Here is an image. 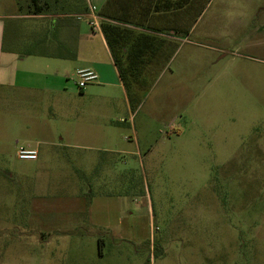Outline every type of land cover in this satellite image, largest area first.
<instances>
[{"label":"rangeland","instance_id":"374dc122","mask_svg":"<svg viewBox=\"0 0 264 264\" xmlns=\"http://www.w3.org/2000/svg\"><path fill=\"white\" fill-rule=\"evenodd\" d=\"M185 22L172 54L89 95L74 73L39 98L9 89L0 264H264V0H206Z\"/></svg>","mask_w":264,"mask_h":264},{"label":"crops","instance_id":"0c3cea01","mask_svg":"<svg viewBox=\"0 0 264 264\" xmlns=\"http://www.w3.org/2000/svg\"><path fill=\"white\" fill-rule=\"evenodd\" d=\"M84 4L82 13L72 15L56 10V0L51 13L30 0H9V13L0 15V107L9 108V89L32 91L39 98L46 89L61 90L63 79L79 70L90 69L104 80L108 75L118 79L125 69L151 68L172 54L174 39L188 30L186 17L200 12L206 0H84ZM127 33L135 35L128 38ZM89 85L93 87L80 92L89 95L99 86L98 81ZM4 119L9 124L8 111L0 115V124ZM26 147L36 150L38 159L37 148Z\"/></svg>","mask_w":264,"mask_h":264},{"label":"built area","instance_id":"2783aa9c","mask_svg":"<svg viewBox=\"0 0 264 264\" xmlns=\"http://www.w3.org/2000/svg\"><path fill=\"white\" fill-rule=\"evenodd\" d=\"M76 86L79 90H83L88 84L97 80L95 72L90 69L79 70L76 73ZM17 157L20 160L32 161L37 159V152L29 147H20L17 150Z\"/></svg>","mask_w":264,"mask_h":264},{"label":"trees","instance_id":"16d2710c","mask_svg":"<svg viewBox=\"0 0 264 264\" xmlns=\"http://www.w3.org/2000/svg\"><path fill=\"white\" fill-rule=\"evenodd\" d=\"M38 1H39V0H30V2L32 3V5H33L34 7H38V4H39ZM40 9H43L42 6L40 7Z\"/></svg>","mask_w":264,"mask_h":264}]
</instances>
